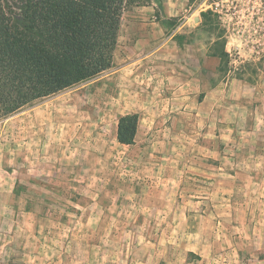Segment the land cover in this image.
I'll return each mask as SVG.
<instances>
[{
  "label": "rangeland",
  "instance_id": "374dc122",
  "mask_svg": "<svg viewBox=\"0 0 264 264\" xmlns=\"http://www.w3.org/2000/svg\"><path fill=\"white\" fill-rule=\"evenodd\" d=\"M144 3L109 70L0 119V264H264V36Z\"/></svg>",
  "mask_w": 264,
  "mask_h": 264
},
{
  "label": "trees",
  "instance_id": "16d2710c",
  "mask_svg": "<svg viewBox=\"0 0 264 264\" xmlns=\"http://www.w3.org/2000/svg\"><path fill=\"white\" fill-rule=\"evenodd\" d=\"M149 1L19 0L12 17L0 0V119L109 70L125 10ZM139 118L120 116V143L135 142Z\"/></svg>",
  "mask_w": 264,
  "mask_h": 264
},
{
  "label": "built area",
  "instance_id": "2783aa9c",
  "mask_svg": "<svg viewBox=\"0 0 264 264\" xmlns=\"http://www.w3.org/2000/svg\"><path fill=\"white\" fill-rule=\"evenodd\" d=\"M205 4L229 24L231 34L264 36V0H205Z\"/></svg>",
  "mask_w": 264,
  "mask_h": 264
},
{
  "label": "crops",
  "instance_id": "0c3cea01",
  "mask_svg": "<svg viewBox=\"0 0 264 264\" xmlns=\"http://www.w3.org/2000/svg\"><path fill=\"white\" fill-rule=\"evenodd\" d=\"M154 8V7H153ZM196 19H198V17H196Z\"/></svg>",
  "mask_w": 264,
  "mask_h": 264
}]
</instances>
